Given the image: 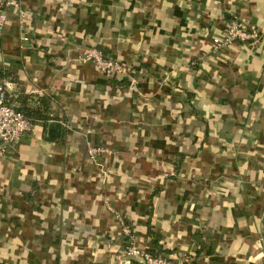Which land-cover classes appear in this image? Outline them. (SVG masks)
Here are the masks:
<instances>
[{"label": "crops", "instance_id": "1", "mask_svg": "<svg viewBox=\"0 0 264 264\" xmlns=\"http://www.w3.org/2000/svg\"><path fill=\"white\" fill-rule=\"evenodd\" d=\"M19 4L0 72L53 120L0 156V264H145L129 240L171 264H264V0ZM231 20L260 41L214 50ZM89 48L133 86L82 63Z\"/></svg>", "mask_w": 264, "mask_h": 264}, {"label": "built area", "instance_id": "2", "mask_svg": "<svg viewBox=\"0 0 264 264\" xmlns=\"http://www.w3.org/2000/svg\"><path fill=\"white\" fill-rule=\"evenodd\" d=\"M19 0H0V38L3 36L7 22L8 11L11 8H19ZM262 37L261 32L256 28H245L237 20L226 23L224 33L221 37L213 40L214 50L220 51L229 48L234 44H257ZM82 63L92 62L96 68L107 76L116 75L119 79L133 78V65H122L119 61L104 56L96 49L89 48L79 58ZM35 129L34 123L28 120L23 114L17 112L7 100V85L0 80V156L7 150L17 146L21 140L31 134ZM107 153V149L101 146H89L88 158L96 163L99 155ZM110 211L114 212L112 208ZM115 215L121 223L122 236L126 239L131 238V227L125 222L120 214ZM125 255L131 259H139L145 264H171V262L161 254L155 255L151 251L137 247L129 240L125 248Z\"/></svg>", "mask_w": 264, "mask_h": 264}, {"label": "trees", "instance_id": "3", "mask_svg": "<svg viewBox=\"0 0 264 264\" xmlns=\"http://www.w3.org/2000/svg\"><path fill=\"white\" fill-rule=\"evenodd\" d=\"M11 74H4L3 72H0V80L4 81L7 79V77ZM112 82L115 84H118L120 86L124 87H131L133 86V82L129 81L128 79H119L116 77V75H112ZM29 98V97H28ZM27 96L23 95V93H10L7 92V100L9 105H11L17 112L23 114L28 120H30L32 123L34 122H43V124L46 126L49 124L51 120H53V117L51 115V100L48 96L41 97L38 102V106H35L34 108H31L27 102L28 100ZM20 100V102H19ZM21 104L20 107H17L16 104ZM151 236H153L152 231L149 232ZM155 255H159L158 252H152ZM134 261V260H133Z\"/></svg>", "mask_w": 264, "mask_h": 264}]
</instances>
